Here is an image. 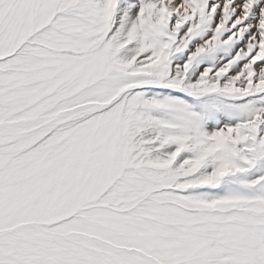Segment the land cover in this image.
<instances>
[{
    "label": "snow or ice",
    "instance_id": "6c2138e0",
    "mask_svg": "<svg viewBox=\"0 0 264 264\" xmlns=\"http://www.w3.org/2000/svg\"><path fill=\"white\" fill-rule=\"evenodd\" d=\"M0 264H264V0H0Z\"/></svg>",
    "mask_w": 264,
    "mask_h": 264
}]
</instances>
